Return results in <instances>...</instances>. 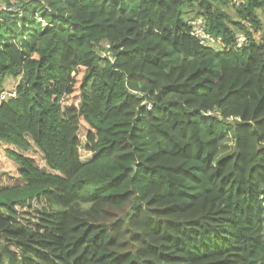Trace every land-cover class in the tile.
Wrapping results in <instances>:
<instances>
[{
  "label": "trees",
  "instance_id": "16d2710c",
  "mask_svg": "<svg viewBox=\"0 0 264 264\" xmlns=\"http://www.w3.org/2000/svg\"><path fill=\"white\" fill-rule=\"evenodd\" d=\"M263 20L264 0H6L0 264H264Z\"/></svg>",
  "mask_w": 264,
  "mask_h": 264
},
{
  "label": "rangeland",
  "instance_id": "374dc122",
  "mask_svg": "<svg viewBox=\"0 0 264 264\" xmlns=\"http://www.w3.org/2000/svg\"><path fill=\"white\" fill-rule=\"evenodd\" d=\"M6 5V0H0V8H4ZM229 11L232 15L236 16L235 9L229 8ZM263 26H264V20H263ZM263 32L258 35V38H261ZM19 80L9 78L6 82L5 88L12 89L14 87H17ZM13 148L10 146H7L3 143H0V185H9L16 182L21 181L20 180V171L18 164L14 162L6 153V148ZM27 156L34 160L35 164L40 167L41 169L52 172L50 168L45 163V160L43 158L42 153L40 150H38L37 147L33 146L32 149L29 152H26Z\"/></svg>",
  "mask_w": 264,
  "mask_h": 264
},
{
  "label": "built area",
  "instance_id": "2783aa9c",
  "mask_svg": "<svg viewBox=\"0 0 264 264\" xmlns=\"http://www.w3.org/2000/svg\"><path fill=\"white\" fill-rule=\"evenodd\" d=\"M191 34L195 38H197L201 44H211L216 45L222 43V39L220 37L215 38L206 30V22L204 18L198 17L191 20ZM247 39L246 35L239 34L238 40H239V46H241L242 42H244ZM18 96V89L17 87H14L12 89H3L0 92V104H2L5 101H8L12 98H17Z\"/></svg>",
  "mask_w": 264,
  "mask_h": 264
}]
</instances>
